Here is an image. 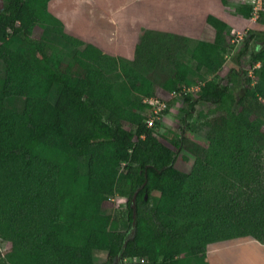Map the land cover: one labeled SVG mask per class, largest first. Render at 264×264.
Here are the masks:
<instances>
[{
	"label": "trees",
	"instance_id": "16d2710c",
	"mask_svg": "<svg viewBox=\"0 0 264 264\" xmlns=\"http://www.w3.org/2000/svg\"><path fill=\"white\" fill-rule=\"evenodd\" d=\"M49 2L0 0V242H11L0 264H96L95 251L111 264H209L211 242L264 244V5L263 26L249 29L237 55L250 54L256 84H244L239 67L229 83L207 80L194 97L183 85L201 69L217 72L233 46L223 19L207 17L216 31L204 62L177 57L147 32L133 59L101 66L96 49L69 43ZM253 10L235 7L247 19ZM35 23L63 46L41 52L45 34L28 30ZM157 87L182 93L187 115L209 104L208 145L183 130L171 147L161 121L147 126L144 99ZM182 150L195 156L190 171L175 165ZM114 196L127 199L124 211L107 206Z\"/></svg>",
	"mask_w": 264,
	"mask_h": 264
},
{
	"label": "rangeland",
	"instance_id": "374dc122",
	"mask_svg": "<svg viewBox=\"0 0 264 264\" xmlns=\"http://www.w3.org/2000/svg\"><path fill=\"white\" fill-rule=\"evenodd\" d=\"M125 1L126 0H55L53 3L59 2V14L63 16V19L65 18L68 25L70 24L71 26L79 28L85 26L83 27L84 30L94 35L102 33L105 30V16L103 14L109 12L110 9L113 8H115L113 10L117 11L116 13H118V16L122 18V25L120 26L122 30L124 27L127 29H130L131 27L137 28L139 23L142 21L145 22L146 14H138V8L126 7L124 4ZM178 1L179 0H165V2L169 3L167 8L171 7L170 10L173 14H178L180 11L179 8H175ZM241 2L252 3L254 7H257L258 11H260L264 5V0H231L228 6L224 5L221 0H198L196 4L197 9L205 10L200 19H198L199 25L206 23L203 25V27L205 26V31L202 37L192 38L181 36L180 38V35L178 36L177 34L178 31H173L170 34L171 37L169 39L168 32L165 35L163 34L161 44H164L165 49L194 65L195 62H204L207 53L212 50L215 43L214 38L216 30L212 25L209 23L207 24L206 15L210 13L216 15L218 13L220 14L218 17L223 19L228 25L230 31L229 40L230 43H233V46L226 54V61L223 66L215 73L207 71L205 68L199 70L195 75L193 83L183 85L182 89L184 93L198 97L200 94V87L204 85L207 80L213 78L216 80L222 79L224 83H229L230 71L239 67L246 70V74H243L242 76L243 83L246 85L249 83L252 85L256 84L258 79L254 74L255 65H250V54L247 53L240 57V62L237 60V55L238 50L242 45V41L246 39L249 29L261 27L263 25L260 23L258 24L257 22V18L259 17L258 13H252V17L249 19L243 18L235 13V7ZM55 6L56 4L54 5L51 2L50 11H54ZM116 7H118L117 10ZM234 19H236V21ZM108 24L110 25L109 18ZM108 24L106 26H109ZM45 27V24L35 23L28 30L33 37H44L45 34L46 38H43L44 41L42 42L41 52L52 53L56 50L58 51L59 46H63L60 41L59 33L52 29L48 32ZM147 32L148 31L146 30V33ZM105 35H107V33ZM260 43V40H252L250 49L259 48ZM63 55L67 57L68 53H64ZM229 85L232 90L236 89L234 83H230ZM155 90V95L166 100H172L170 111L165 114L158 128L160 133L159 136L162 141L173 147L172 140L176 139L184 130L186 136L189 138L200 141L204 145H208L207 133L209 127L203 123L206 119L205 115L209 111V104L205 101H200L194 105L191 115H187L186 111L190 109V106L182 93L175 94V92H168L160 87H157ZM237 91H241V89L237 88ZM147 111L150 112V110H146V112ZM185 156H187V158ZM194 161V155L186 150H182L180 151L175 165L179 169L190 171L193 167ZM126 202L127 199L125 197L114 196L107 201V206L112 210L115 209L122 212L125 210ZM131 234L132 231H130L129 235ZM10 247V241L0 242L1 253H5ZM261 249L264 250V248ZM248 252L249 254L246 253V250L241 248L231 250L228 257H226L227 264H264V254L261 253L258 246H252ZM95 262L96 264H111L106 251H95Z\"/></svg>",
	"mask_w": 264,
	"mask_h": 264
},
{
	"label": "crops",
	"instance_id": "0c3cea01",
	"mask_svg": "<svg viewBox=\"0 0 264 264\" xmlns=\"http://www.w3.org/2000/svg\"><path fill=\"white\" fill-rule=\"evenodd\" d=\"M197 1L198 0H179L175 8H179L180 11L178 14H173L170 10L171 7L167 8L169 3L165 2V0H126L124 2L126 7L138 8V14H146L145 22L142 21L139 23L137 28L131 27L132 29H127L124 27L122 30L120 27L122 25V18L118 16V13H116L117 11L113 10L115 9L113 8L110 9L109 12L103 14L105 16V30L102 33L94 35L84 30L83 27L85 26L81 27V29L71 26L70 24L68 25L65 18L63 19V16L59 14V2L53 3L55 0H50L49 10L51 2L54 5L56 4L55 10L51 12L62 21V31L66 39L69 40V43H73L80 52L84 51L87 46H90L92 50L96 49L100 53V59L97 58L95 60L101 66H107L106 63L115 65L119 57L133 59L136 46L141 37L146 35V30L148 31L149 38H155L156 41H160L163 34L165 35L168 32V35H170L173 31H178L177 34L178 36L180 35V38L181 36L192 38L202 37L205 31V26L203 27V25L206 23L199 25L198 19H200L205 10L197 9ZM117 8L118 7H116V10ZM208 15L209 14L206 15V22ZM216 16H220V14L217 13ZM108 18L110 19V25L108 24ZM234 20L236 21V19ZM106 23L109 26H106ZM106 33L107 35H105ZM252 246H258L261 253L264 254V250L261 249L264 248V244L253 237H239L211 242L207 246L206 260L209 264H227L226 257H228L231 250L241 248L246 250V253L249 254L248 250L250 251Z\"/></svg>",
	"mask_w": 264,
	"mask_h": 264
},
{
	"label": "built area",
	"instance_id": "2783aa9c",
	"mask_svg": "<svg viewBox=\"0 0 264 264\" xmlns=\"http://www.w3.org/2000/svg\"><path fill=\"white\" fill-rule=\"evenodd\" d=\"M259 14L257 7H254L253 14ZM260 65V62L257 63V66ZM256 66V65H255ZM145 102L149 103L151 107V114L145 119V122L148 127H153L157 122H162L165 111L169 108L168 100L163 99L159 96H150L146 97Z\"/></svg>",
	"mask_w": 264,
	"mask_h": 264
},
{
	"label": "water",
	"instance_id": "95a60500",
	"mask_svg": "<svg viewBox=\"0 0 264 264\" xmlns=\"http://www.w3.org/2000/svg\"><path fill=\"white\" fill-rule=\"evenodd\" d=\"M138 190L134 193L133 200H132V206L134 209V220H133V232L135 230V224H136V198H137Z\"/></svg>",
	"mask_w": 264,
	"mask_h": 264
}]
</instances>
